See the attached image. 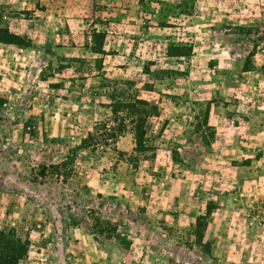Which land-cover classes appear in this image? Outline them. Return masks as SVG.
<instances>
[{"label": "rangeland", "instance_id": "1", "mask_svg": "<svg viewBox=\"0 0 264 264\" xmlns=\"http://www.w3.org/2000/svg\"><path fill=\"white\" fill-rule=\"evenodd\" d=\"M0 26L28 43H0L19 264H264V0H0ZM136 97L141 151L110 107Z\"/></svg>", "mask_w": 264, "mask_h": 264}, {"label": "trees", "instance_id": "2", "mask_svg": "<svg viewBox=\"0 0 264 264\" xmlns=\"http://www.w3.org/2000/svg\"><path fill=\"white\" fill-rule=\"evenodd\" d=\"M93 36L99 37L97 32L93 33ZM0 43L3 44H15V45H28L26 40L19 34L12 32L7 27L0 26ZM92 46L95 52L102 53V48L98 41ZM97 45V46H96ZM174 54H181L185 51L184 47L175 46L171 48ZM111 112L114 115H118L120 111H125L123 116L130 117L132 123H134V133H135V145L136 150H144L145 141V128L144 124L147 119V115H152L156 111V107L150 105L147 100L140 98H133L128 100H120L110 104ZM105 125V124H103ZM80 147V146H79ZM73 155L66 157L61 163L56 164L54 167L57 171L60 168H66L69 161L74 162ZM71 163V164H72ZM64 175H67L64 173ZM209 211V210H208ZM197 237L198 240H202V231L204 224L202 222V217H197ZM30 247V240L28 236H21L15 228L0 229V264H19V262L27 255Z\"/></svg>", "mask_w": 264, "mask_h": 264}, {"label": "crops", "instance_id": "3", "mask_svg": "<svg viewBox=\"0 0 264 264\" xmlns=\"http://www.w3.org/2000/svg\"><path fill=\"white\" fill-rule=\"evenodd\" d=\"M182 218V217H181Z\"/></svg>", "mask_w": 264, "mask_h": 264}]
</instances>
